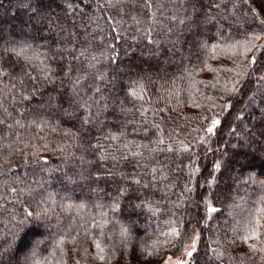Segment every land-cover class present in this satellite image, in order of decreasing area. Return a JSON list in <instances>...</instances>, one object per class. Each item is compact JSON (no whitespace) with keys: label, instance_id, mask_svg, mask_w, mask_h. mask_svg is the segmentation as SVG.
<instances>
[{"label":"trees","instance_id":"16d2710c","mask_svg":"<svg viewBox=\"0 0 264 264\" xmlns=\"http://www.w3.org/2000/svg\"><path fill=\"white\" fill-rule=\"evenodd\" d=\"M262 111L264 0H0V264H264Z\"/></svg>","mask_w":264,"mask_h":264},{"label":"rangeland","instance_id":"374dc122","mask_svg":"<svg viewBox=\"0 0 264 264\" xmlns=\"http://www.w3.org/2000/svg\"><path fill=\"white\" fill-rule=\"evenodd\" d=\"M260 86V84H259ZM258 99V96H251L248 100L249 101H256ZM260 114H264V112H260ZM215 123H213V125L210 127L212 129V131H214V129L216 128L217 126V122L216 120L214 121ZM209 128V129H210ZM208 131V134L212 133ZM235 137L237 138V140L241 143V147L238 146L239 148V151L241 152V157L243 158L244 154H247L248 153H253V148L252 146H255L256 143L259 142V137H257L256 135H254V133L250 134L249 136H242L240 134H237L235 135ZM229 143V141H228ZM251 143V144H250ZM250 144V145H249ZM233 148L235 149L236 146L233 145ZM241 157H239L237 159V162L232 170V174H231V179L232 178H235V177H238L239 175V172L240 171H245L246 169H243V163H244V160L242 159L241 160ZM263 157V156H262ZM193 242H197V240ZM195 250V244L194 243H190L189 246L183 251V253L179 256H172V255H169L166 257V259L164 260V263L163 264H189L190 263V258H191V255L193 254ZM189 253H192L191 255H189Z\"/></svg>","mask_w":264,"mask_h":264},{"label":"snow or ice","instance_id":"6c2138e0","mask_svg":"<svg viewBox=\"0 0 264 264\" xmlns=\"http://www.w3.org/2000/svg\"><path fill=\"white\" fill-rule=\"evenodd\" d=\"M215 123V122H214ZM208 131L209 132H211L212 131V129L210 128V129H208ZM212 211H215V209H212ZM192 253H189V255H191Z\"/></svg>","mask_w":264,"mask_h":264}]
</instances>
